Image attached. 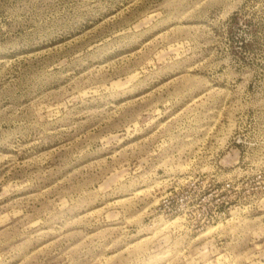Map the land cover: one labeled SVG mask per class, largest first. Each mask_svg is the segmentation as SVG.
<instances>
[{"label": "rangeland", "instance_id": "obj_1", "mask_svg": "<svg viewBox=\"0 0 264 264\" xmlns=\"http://www.w3.org/2000/svg\"><path fill=\"white\" fill-rule=\"evenodd\" d=\"M0 264H264V0H0Z\"/></svg>", "mask_w": 264, "mask_h": 264}]
</instances>
